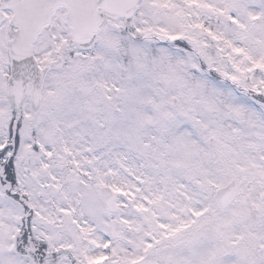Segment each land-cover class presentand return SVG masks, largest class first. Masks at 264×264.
I'll return each mask as SVG.
<instances>
[{"label": "snow or ice", "instance_id": "snow-or-ice-1", "mask_svg": "<svg viewBox=\"0 0 264 264\" xmlns=\"http://www.w3.org/2000/svg\"><path fill=\"white\" fill-rule=\"evenodd\" d=\"M0 264H264V0H0Z\"/></svg>", "mask_w": 264, "mask_h": 264}]
</instances>
